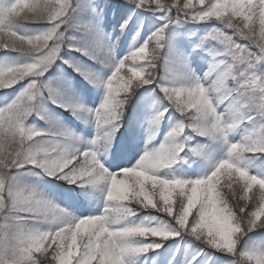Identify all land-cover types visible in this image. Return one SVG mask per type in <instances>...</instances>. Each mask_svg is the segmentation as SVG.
Masks as SVG:
<instances>
[{"label":"snow or ice","instance_id":"snow-or-ice-1","mask_svg":"<svg viewBox=\"0 0 264 264\" xmlns=\"http://www.w3.org/2000/svg\"><path fill=\"white\" fill-rule=\"evenodd\" d=\"M135 3L165 13L168 23L115 65L104 84L103 103L94 113L96 127L102 130L97 141L110 140L118 130L131 93L157 84L156 60L165 30L169 23L181 22V15L197 23L218 21L231 35L214 30L206 37L222 45L218 55L228 58L205 73L204 80H210L207 87L199 80L171 87L157 84L170 106L183 117L167 140L183 135L186 127L226 144L229 132L240 123H252L253 132L239 143L227 144L226 156L211 173L195 179L159 175L160 170L177 163L182 149L174 144H161L145 152L135 166L109 173L95 151L72 152L57 141L38 139L45 133L25 127V121L43 94L38 78L57 60L63 43L72 39L61 31L70 0H15L10 7L0 8V50L29 54L32 62L0 69V89L33 79L11 105L0 109V264H128L129 258L156 251L182 232L213 250L235 255L238 240L246 231L264 228V178L250 174L242 163L246 154L264 153V0ZM38 22L51 28L35 37L14 29L18 23ZM222 104L225 111L221 113L218 108ZM166 113L167 109L151 125H158ZM29 165L72 184H105L103 214L68 221L62 209L33 191L18 188L12 172ZM254 188L259 191L250 196ZM249 201L254 210L249 211ZM138 209L162 213L176 227L122 224ZM28 218L58 220L60 226L54 231H40L26 227ZM241 257L246 264H264V254L243 252Z\"/></svg>","mask_w":264,"mask_h":264},{"label":"trees","instance_id":"trees-1","mask_svg":"<svg viewBox=\"0 0 264 264\" xmlns=\"http://www.w3.org/2000/svg\"><path fill=\"white\" fill-rule=\"evenodd\" d=\"M5 1L0 0V8H4ZM92 1L94 0H82L79 8L76 0H70V9L68 11V16L70 17L68 27H70V30L68 32L69 37L72 39L67 40L64 46L65 55L63 59L48 72V75L52 77L50 84L44 86V95L48 100L49 107L53 110H59L65 117H68L69 121L66 124H54L52 127L53 133L49 135L45 134L40 140L57 141L65 145L72 152H83L82 132L90 125L94 119L95 111L103 103L105 96L104 84L109 78L108 71L114 69L116 61L119 62L125 59L133 51L141 47L139 45L142 36L147 34L145 37L146 42L149 40L153 33L158 30V27L153 26L156 19L155 14L162 13L153 8L138 7L135 0H96L101 6H104V10L100 14H97L95 13L97 9H93L91 5ZM28 2L32 3L34 0H28ZM35 2L49 3L51 0H35ZM164 2H168V0H164ZM172 16H177L175 10H173ZM182 19L183 16L181 15ZM194 23L203 29L215 23L222 25L215 20ZM195 24H190V26H194ZM50 26L45 22L18 23L14 25V29L22 35L35 37L44 34V30ZM149 27L151 28L150 31ZM131 34H134V39H129L130 43L127 45V38ZM167 39V33H165V39L162 41L163 47L159 51L156 60L155 73L157 84L160 86H179L199 80L207 87L210 80H204L205 73L209 72L214 65L228 59L223 55H218V53H221L219 50L213 49L211 64L204 68H199L197 67L195 56L205 55L206 51L196 50L194 53L187 55L184 52H180V49H177L176 46H171ZM236 39L237 42H241L239 38ZM85 52L88 54H84ZM31 62L32 56L29 54L19 51L0 50V69ZM77 69L80 71H77ZM83 73H87L88 75L85 76ZM64 74L72 76L77 86L76 91L81 92L84 98L80 100L77 96L76 98L67 96L66 86H62L61 83ZM31 79V77L26 78L11 88L0 89V109H5L11 105ZM157 84L136 89L126 98L118 130L112 133L110 140L104 139V141H117L118 136L124 133L126 138L124 148L130 149V152L133 153L141 145L159 148L160 145L156 144L157 138L162 135L163 144L169 143L181 147L182 150L177 156V161L183 158L187 163H196L197 167L207 160L217 159L220 151L225 146L224 141L202 137L195 133L191 127H186L183 135L180 137L167 140L168 133L183 121V117L170 106L169 102L160 92L159 87H157ZM49 89H51V94ZM147 91L152 93L151 97L153 95V98L150 97L152 104L150 110L151 116L147 125V138L141 141L138 138L139 126L141 124L139 102ZM53 100H55V103H53ZM165 109H167V113L161 117L158 125L152 126L150 122L156 116L164 113ZM39 110V104L36 100V108L25 121V125L30 123L31 120L34 121L33 119L43 122L44 117L40 115ZM218 111L224 112L225 106L223 104L220 105ZM253 127L252 123H240L229 132L228 137H233V143H239L253 132ZM97 134L98 136L102 135V130L97 129ZM150 136L151 139H149ZM242 163L253 175L264 178V153L246 154ZM37 170L46 182L56 189L59 188L57 193L62 199H70L73 197V191L91 186L80 183L72 184L63 179L48 176L40 169ZM164 174L165 169L160 170L159 175L162 176ZM225 191L227 192L228 189H225ZM258 191V188H254L253 193L249 195L251 196ZM249 203V211L254 210L255 205L251 204V201ZM132 206L136 207L135 205ZM58 208L64 211V218L67 219V216L70 214L69 210L62 206ZM126 220L131 222L140 220L145 226L149 227H176L174 222L162 213L151 209H138L135 216ZM53 225L50 226L49 231H54L59 227L60 222L53 220ZM178 240H186L192 247L199 246L197 248H201L202 251L205 250L204 252L209 254L226 255L233 259L234 264H238V262L246 264V262L242 261L241 253L243 252L264 254V228L261 227H257L254 231H246L239 238L235 255L213 250L183 232L170 241L174 242ZM170 241L163 242V245ZM143 242L149 243L151 241Z\"/></svg>","mask_w":264,"mask_h":264},{"label":"rangeland","instance_id":"rangeland-1","mask_svg":"<svg viewBox=\"0 0 264 264\" xmlns=\"http://www.w3.org/2000/svg\"><path fill=\"white\" fill-rule=\"evenodd\" d=\"M161 19H164V17H161ZM165 20V19H164ZM165 22H167L166 20H165ZM168 23V22H167ZM170 24V23H169ZM178 24L179 23H176V22H174V23H171V25H170V27L172 26L174 29H172V38H173V40L176 42V41H181L182 40V37H183V34L179 31V30H177V27H179L178 26ZM177 26V27H176ZM215 30H218L217 28H215ZM214 30H209L208 32H206V33H196L197 35H194L193 37H194V39L190 42V43H188L189 44V47H191V46H193L192 45V43H202V42H205V41H207L208 39H206V37L209 35V33H211V32H213ZM64 32V34H66V32H65V30L63 31ZM205 43H209V44H213V45H217L219 48H221L222 49V45H220L218 42H216V41H211V40H208L207 42H205ZM61 49H62V47H61ZM60 55H61V51H60V54H59V57H60ZM58 57V58H59ZM57 58V59H58ZM56 61V60H55ZM54 61V62H55ZM53 62V63H54ZM52 63V64H53ZM52 64L51 65H49L48 66V68L50 67V66H52ZM47 68V69H48ZM49 123H47V125H48ZM29 128H31V129H33V130H36V131H40L41 132V128H39V126L38 125H34V126H31V127H29ZM88 143H89V147H88V149L87 150H92V151H95L96 153H97V156H98V159L100 158V155H101V150H99V147H98V145L95 143H93V136L92 137H90L89 139H88ZM145 152L146 151H144V152H141L139 155H137V156H133L132 158H131V160H130V162L128 163V164H126L125 166H123V168L122 169H125V168H131V167H133V166H135L137 163H138V161L141 159V157L145 154ZM226 154L227 153H225V154H223L222 156H223V158L226 156ZM216 165V164H215ZM215 165L213 166V167H215ZM121 169V170H122ZM120 170V171H121ZM212 170H209V171H207V172H204V173H201L200 174V176L199 177H203V176H206V175H208V174H210V172H211ZM116 173H119V172H116ZM14 176H16V180H15V185L18 187V188H23V189H26L27 187L32 191V190H35L36 192L37 191H42V189H41V186H39L38 185V183L36 182V183H34V182H32L29 178H33V177H35V175L33 174V173H31L29 170H27V169H20L19 170V172L17 173H14ZM105 195H106V190H105V192L103 193V195H102V197H101V199L100 200H98L97 202H96V204H95V215H102L103 214V210H104V208H105ZM83 214H85V212H83ZM80 216V215H79ZM82 216V215H81ZM80 216V218H82ZM26 224V223H25ZM28 224H31V223H27L26 224V227H27V225ZM28 228H32L33 229V227H28ZM228 262L225 260V261H223V260H221V259H219V258H214V259H212V260H207V259H205L204 257H203V259L201 260V261H199L198 262V264H227ZM128 264H129V262H128ZM142 264V263H141Z\"/></svg>","mask_w":264,"mask_h":264}]
</instances>
